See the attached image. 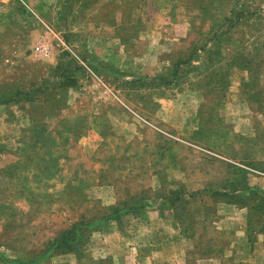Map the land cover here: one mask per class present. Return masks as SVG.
<instances>
[{
    "label": "rangeland",
    "instance_id": "374dc122",
    "mask_svg": "<svg viewBox=\"0 0 264 264\" xmlns=\"http://www.w3.org/2000/svg\"><path fill=\"white\" fill-rule=\"evenodd\" d=\"M113 106L114 120L145 123L156 139L132 138L107 116L92 177L78 179L73 163H88L89 152L83 142L69 147ZM30 141L44 156L41 172L32 175L27 160L11 170L8 151L26 153ZM173 159L184 163L187 186L167 177ZM244 168L252 171L245 186H260L264 0H0V261L83 252L101 231L97 219L159 195L182 228L200 234L188 189L222 185ZM97 183L110 186L107 199L87 197ZM202 195L194 206L205 217ZM249 202L264 215L262 194ZM261 220L253 216L254 232ZM214 234L202 231L199 246L211 249Z\"/></svg>",
    "mask_w": 264,
    "mask_h": 264
},
{
    "label": "crops",
    "instance_id": "0c3cea01",
    "mask_svg": "<svg viewBox=\"0 0 264 264\" xmlns=\"http://www.w3.org/2000/svg\"><path fill=\"white\" fill-rule=\"evenodd\" d=\"M114 111H117L114 106L107 113L100 111L101 114L96 115L98 119L86 124L83 131L78 130L79 138L73 139L69 149H75L79 142H83L84 149L89 152L88 163L85 160L83 162L81 160L74 161L71 154V159H67L74 161V169L78 168V176H75L78 179L89 180L92 177L91 149L107 139L109 133L108 127L105 125L107 116L111 118L115 127L120 125L129 130V136L132 138H135L136 135L138 137L141 132L148 142L153 141L151 139H156L148 136L146 131L150 130L147 129L145 123L140 122L139 125L133 126L124 121L123 117L114 120ZM22 122L23 120L17 124L18 127L23 126ZM44 125L45 121H43ZM151 130L156 137L155 130L152 128ZM11 138L16 139L19 136ZM36 140L39 143L29 142V149L26 153L8 151L14 157L7 164L11 170L14 168L16 172L20 173L27 160L37 167V170L31 173L32 175L41 172L40 165L45 160L44 156L35 151V148H37L36 144H45V142L35 136ZM255 172L259 175L264 174L260 171ZM165 173L169 180L183 179V183L186 185L187 173L181 159L171 160L165 168ZM82 174L83 176H81ZM256 181L261 187H264V176H256ZM205 187L206 184L202 182L200 189ZM197 190L199 187L188 189L189 192L185 196L186 201L189 202L188 205L193 207L192 210L190 208L187 210V214L190 216V221L202 225L201 233L205 230L216 232V235H212L209 239V242L212 243L211 249L205 250L199 246L201 233H197L196 229L190 231L186 226L182 228L172 213L167 197L162 196L142 207L123 210L117 217L100 219L101 231L95 233L97 235L95 242L86 246L83 252H59L53 255L49 263L45 262L44 258H38L34 261L19 259L13 262L11 259H7L1 260L0 264H252L253 261L262 259L264 257V236L262 233L249 236V209L235 201L237 196L233 197V194L236 195L239 191H234L236 194L233 192L231 194V189H223L225 193L221 195L215 194V190L204 191L205 196L202 195L199 200L202 203L201 207L208 208L209 212L205 217H202L198 213L197 206H194L196 204L194 200H198L197 197L190 195L195 194L194 191ZM109 196L110 186L104 183H97L87 191V197L92 200L107 199ZM219 233H223L226 240L213 238L214 236L218 238Z\"/></svg>",
    "mask_w": 264,
    "mask_h": 264
},
{
    "label": "trees",
    "instance_id": "16d2710c",
    "mask_svg": "<svg viewBox=\"0 0 264 264\" xmlns=\"http://www.w3.org/2000/svg\"><path fill=\"white\" fill-rule=\"evenodd\" d=\"M22 101L21 99L18 100V102ZM251 167V166H250ZM252 168V167H251ZM243 171V175L242 176H236L237 174L233 173V175L231 174V177L228 176L227 180L221 185H217V186H210V185H207L205 188L203 189H199L197 191H194L195 194H190L191 196L194 195L195 197L197 196L198 192H202L205 196V192H208V191H214V193L216 194H223L225 193L223 191V189L227 190V189H231V194L232 192L235 193L234 191H239V193H235L236 195L233 194V197L234 196H237L235 200L236 202H238L239 204L243 205V206H246L248 207L249 209V236L252 237L254 236L255 234L257 233H262L263 236H264V220H261V225L260 227H258L256 229L257 232H254V229L252 228L253 227V216H255L256 219H264V215H254L253 212H254V206L252 204H250L249 200L252 199V197H254L255 195L259 194V195H263L264 197V188L260 187V186H245V183H246V175L250 174L251 173V170L249 171V169H242ZM160 197H162L163 195H159ZM243 200V201H242ZM148 203H134V204H131V205H125L124 207L122 208H117L115 210H113L112 213H109L108 215L106 216H102L100 217L99 219H97L95 222H98L100 219H105V218H108V217H114V216H118L119 213L123 210H129V209H132V208H135V207H142L144 205H146ZM260 207V210H262L263 208H261V206H258ZM91 220V219H90ZM92 222V220L90 221ZM100 222V221H99ZM76 247V246H75ZM75 247H71L69 249H67L66 251H77V252H80L79 250V247L78 248H75ZM66 251H62V252H66Z\"/></svg>",
    "mask_w": 264,
    "mask_h": 264
}]
</instances>
